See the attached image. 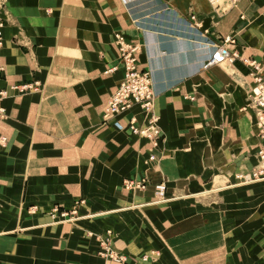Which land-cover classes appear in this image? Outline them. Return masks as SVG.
<instances>
[{"label": "crops", "instance_id": "crops-1", "mask_svg": "<svg viewBox=\"0 0 264 264\" xmlns=\"http://www.w3.org/2000/svg\"><path fill=\"white\" fill-rule=\"evenodd\" d=\"M236 4L215 14L206 0L6 1L0 264H264V180L191 197L256 164L252 78L241 60L264 68V0ZM115 31L140 45L157 146L114 124L135 115L143 125L137 107L102 119L123 75ZM228 34L239 57L203 68ZM26 83L36 89H12ZM142 178L144 190L124 186ZM160 182L182 197L148 203ZM75 205L73 222L49 214ZM108 231L124 262L99 254Z\"/></svg>", "mask_w": 264, "mask_h": 264}, {"label": "built area", "instance_id": "built-area-1", "mask_svg": "<svg viewBox=\"0 0 264 264\" xmlns=\"http://www.w3.org/2000/svg\"><path fill=\"white\" fill-rule=\"evenodd\" d=\"M6 1L0 0V8H2ZM7 17L0 16V47L3 46L2 29L7 21ZM114 43L119 52V62L123 69V75L117 88L110 95L102 114L103 121L112 120L120 115L129 114L134 107H137L144 113L143 125L137 124L135 115H132L127 125L120 123L118 119L114 120V124L120 129H128L132 133L147 138L151 146H157L161 140V130L157 123V117L154 113V98L152 81L150 80V73L145 69H139L137 66V55L140 52V45L131 43L120 32H114ZM236 36L228 34L221 38V42L214 45L209 59L204 62L203 68H208L214 64L227 63L231 64L239 57L236 48ZM249 67V76L252 81L248 84V106L254 112V120L256 122L257 134L259 138L258 151L256 153V164L247 172L235 174L236 182L233 184L226 183L225 187H233V185H247L264 180V68L261 62H256L250 58H243L241 60ZM116 68V67H115ZM113 69H108L110 72ZM4 72V67L0 63V75ZM30 88L36 89V85L26 83L24 85H13L12 89L24 92ZM8 92L0 88V119H5V106L3 105L4 98ZM194 99L193 96H187ZM0 140H4L2 137ZM149 159H154V155L150 154ZM149 184L146 178L125 180L124 186L127 189L144 190ZM180 196H178L179 198ZM166 195V184L160 182L154 185V199L150 202L158 204L170 200ZM76 213V205L71 211H59L58 207L51 208L49 214L53 219L60 218L61 220H74L69 215ZM69 217V218H68ZM111 232L108 231V237ZM106 237L103 241L102 249L99 250L101 256L109 257L117 262L125 261L123 255H118L113 252L110 238Z\"/></svg>", "mask_w": 264, "mask_h": 264}, {"label": "rangeland", "instance_id": "rangeland-1", "mask_svg": "<svg viewBox=\"0 0 264 264\" xmlns=\"http://www.w3.org/2000/svg\"><path fill=\"white\" fill-rule=\"evenodd\" d=\"M206 1H207L208 5H210V7L213 9V12L215 14H222V13H226L227 10H229L230 8L235 7L237 5L236 3H237L238 0H212L213 2H211V0H206ZM224 185H226V184L220 183V185H215V183H214L213 185L208 186L205 189L208 193H204V194L201 193V195L194 194V196H191V197H193V198H199V199H203L204 200L207 197H211L213 195H219V193L222 191V189H220V188H226ZM178 196H180V195H176V194L174 195L173 194V196H168V197L175 200V198H178ZM180 197H182V196H180ZM151 201H149L148 203H150ZM161 203H164V202H161ZM161 203H158V204H155V205H159ZM150 204H153V203H150ZM134 206L139 207L140 204H132L129 207L128 206L127 207L130 209V208H132ZM75 215H76V213L74 215H71L70 214L69 217H71V218H74L75 217L76 218L77 216H75ZM75 218H74V220H75ZM74 220H71V221L73 222ZM111 236H112V234H111ZM111 236L108 237V234H106L105 237L103 238V241H104V239L106 237L110 238V241H111V239H112ZM99 241H100V246H102L103 245V241L102 240H99ZM111 246H112V241H111ZM112 250H113V248H112ZM113 252L116 253V254H118L114 250H113Z\"/></svg>", "mask_w": 264, "mask_h": 264}]
</instances>
